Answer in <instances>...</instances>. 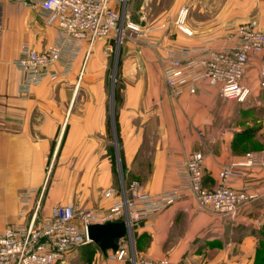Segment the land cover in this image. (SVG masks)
I'll return each mask as SVG.
<instances>
[{
  "label": "crops",
  "instance_id": "obj_1",
  "mask_svg": "<svg viewBox=\"0 0 264 264\" xmlns=\"http://www.w3.org/2000/svg\"><path fill=\"white\" fill-rule=\"evenodd\" d=\"M137 1L146 37L130 38L149 50L124 53L112 102L106 83H81L107 40L90 50L82 43L66 77L46 78L24 91V74L15 64L23 46L44 51L58 29L39 9L0 0V233L27 226L34 215L44 220L57 205L107 210L124 190L132 196L136 184L137 192L155 197L178 191L172 204L135 229L143 256L169 264H264V87L263 98L257 97L262 59L248 65L243 83L251 94L242 105L224 99L217 86L172 94L161 63L172 47L233 46L231 22L264 32V0H173L155 14L148 7L161 0ZM183 8L184 30L177 24ZM112 109L116 134L107 125ZM196 152L204 156L206 188L218 187L220 172L232 165L230 186L257 197L233 214L203 209L191 190L179 188L182 166ZM111 253H102L107 264H127Z\"/></svg>",
  "mask_w": 264,
  "mask_h": 264
},
{
  "label": "built area",
  "instance_id": "obj_2",
  "mask_svg": "<svg viewBox=\"0 0 264 264\" xmlns=\"http://www.w3.org/2000/svg\"><path fill=\"white\" fill-rule=\"evenodd\" d=\"M14 1V0H13ZM30 8L40 10L45 23L56 26L58 37L44 51L24 45L16 66L23 72V89L40 84L46 78L66 77L86 42L89 50L97 39L110 37L114 32L118 40L130 31L144 35L139 25L129 23L125 29L121 15L112 9L109 0H19ZM188 10L181 9L177 24L181 29ZM237 35L236 43L228 48L213 46L172 47L161 57L164 80L174 95L185 90L197 94L203 85L217 86L220 95L229 101L244 103L251 90L243 83L246 70L253 58H262L261 85L264 87V32L252 23L227 26ZM88 50V52H89ZM204 156L193 153L180 171L181 189L191 190L199 205L219 214H233L254 200L256 194L230 186L233 166L220 172V184L214 189L204 186ZM132 196L123 195L114 200L107 210L78 209L74 205H57L50 216L38 221L36 215L27 226H11L0 233V264H58L75 249L91 242L88 227L93 224L124 221L127 234L118 242L117 251L110 258L127 264H169L168 260H153L143 256L136 248L135 227L152 215L172 204L178 191L151 196L131 187ZM31 192L22 194L28 201Z\"/></svg>",
  "mask_w": 264,
  "mask_h": 264
},
{
  "label": "rangeland",
  "instance_id": "obj_3",
  "mask_svg": "<svg viewBox=\"0 0 264 264\" xmlns=\"http://www.w3.org/2000/svg\"><path fill=\"white\" fill-rule=\"evenodd\" d=\"M172 2L173 0H161L160 5H156L152 3L148 8L149 9L151 8V11L154 12L155 14L159 10L169 9L172 5ZM140 4L141 1L138 2L137 0H109L110 7L120 13L122 18V23L124 24L125 29L129 23H135L136 25L142 26L139 24L141 23L140 21L141 14L135 12V10H137ZM143 22L150 23L152 22V20H144ZM143 33L144 35L142 37H146V32ZM131 36L135 38L136 35L130 33V31H127V33L125 32V34L122 35L120 41V39L118 40L119 37L117 33L114 32L110 37L97 39L96 41L107 40V44L101 50L100 55L95 60V66H94L95 68L93 70L92 75H88L86 70L84 74L83 69L81 70V73H83V75L81 74L82 75L81 83H85V84L99 83V82L106 83L109 91V97L112 102L115 99L113 95V91H115V89L118 88L117 86L121 83L122 80L120 77V68L123 61L122 58L124 53H126V51L129 52L131 51L133 53H139V52L142 53L144 50L148 48L146 46L149 45V44L147 45L140 43L138 41H134L133 39L130 38ZM127 40L134 41L136 44H134L132 47L126 46L125 41ZM106 46L107 49H105ZM212 46L214 47V45ZM164 52H166V50H164ZM259 85L261 89L259 90L260 92H258L257 97L263 98V89H262L263 87L261 85V79L259 81ZM237 104L242 105L243 103H237ZM115 123H116L115 112L114 109H112V111H110L109 114V124H110L109 130L114 134H116ZM257 124L258 123L256 122V125ZM134 239H135V234H134ZM106 260L107 258L102 256L100 249L94 243H90L88 245H84L75 249L74 251L69 253L62 261L58 262V264H107Z\"/></svg>",
  "mask_w": 264,
  "mask_h": 264
},
{
  "label": "water",
  "instance_id": "obj_4",
  "mask_svg": "<svg viewBox=\"0 0 264 264\" xmlns=\"http://www.w3.org/2000/svg\"><path fill=\"white\" fill-rule=\"evenodd\" d=\"M88 234L91 242L107 255L108 251H117L119 240L127 234V226L124 221L93 224L88 227Z\"/></svg>",
  "mask_w": 264,
  "mask_h": 264
},
{
  "label": "trees",
  "instance_id": "obj_5",
  "mask_svg": "<svg viewBox=\"0 0 264 264\" xmlns=\"http://www.w3.org/2000/svg\"><path fill=\"white\" fill-rule=\"evenodd\" d=\"M107 125H108V127H110L109 121H108ZM115 126H116V130L118 132V124H117V122L115 123Z\"/></svg>",
  "mask_w": 264,
  "mask_h": 264
}]
</instances>
